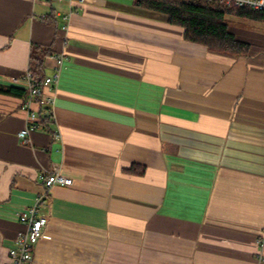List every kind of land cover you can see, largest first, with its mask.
Returning <instances> with one entry per match:
<instances>
[{"label":"crops","instance_id":"0c3cea01","mask_svg":"<svg viewBox=\"0 0 264 264\" xmlns=\"http://www.w3.org/2000/svg\"><path fill=\"white\" fill-rule=\"evenodd\" d=\"M68 12L0 0V82L28 71L33 42L51 46L48 74L65 55L54 123L28 143L24 99L0 94V264L56 167L74 184L45 197L33 264H264V22L234 16L250 43L234 54L133 0L75 3L64 28Z\"/></svg>","mask_w":264,"mask_h":264},{"label":"trees","instance_id":"16d2710c","mask_svg":"<svg viewBox=\"0 0 264 264\" xmlns=\"http://www.w3.org/2000/svg\"><path fill=\"white\" fill-rule=\"evenodd\" d=\"M141 8L152 9L167 14L170 23L184 27L186 40L205 45L211 50L247 54L250 43L239 40L231 32L227 16L264 22V11L236 8L217 3L214 0H133ZM42 20L57 24L54 8ZM52 54L51 46L31 43L28 73L37 86H42L47 73L45 59ZM0 94L25 99L28 90L18 83L0 82ZM44 106H41L43 110ZM40 110V111H41ZM44 127L49 129L54 123L48 117L42 118ZM131 171H136L132 166ZM143 171V170H142Z\"/></svg>","mask_w":264,"mask_h":264},{"label":"built area","instance_id":"2783aa9c","mask_svg":"<svg viewBox=\"0 0 264 264\" xmlns=\"http://www.w3.org/2000/svg\"><path fill=\"white\" fill-rule=\"evenodd\" d=\"M66 1L70 4V12L64 16V28H67L69 17L71 15V6L75 3H83L85 0H58ZM219 4L236 7V8H249L252 10L264 11V0H214ZM65 55H56V63L53 66V71L46 75L43 85L37 86L34 84L30 74L24 73L21 77H12L13 83L25 85L28 90V96L24 99L26 114V125L18 132V136L22 143L29 142V134L36 129L44 128L42 121L43 117H48L50 120L55 119L54 103L55 98L53 95V87L57 84L61 69L63 66ZM50 90V93L48 91ZM36 102L39 105L38 109L32 107ZM41 106L43 110H41ZM41 110V111H40ZM55 139L61 138V132L58 129L53 130ZM40 178L44 185V191L35 197V201L26 210L22 211L19 215V220L25 225V229L16 237L15 245L9 248L7 258L4 264H33L34 262V249L37 241L43 236L45 226L48 224V215L45 212V197L50 189L56 185H73L74 180L72 177L66 176L61 173L59 167L51 169L47 173H41Z\"/></svg>","mask_w":264,"mask_h":264},{"label":"rangeland","instance_id":"374dc122","mask_svg":"<svg viewBox=\"0 0 264 264\" xmlns=\"http://www.w3.org/2000/svg\"><path fill=\"white\" fill-rule=\"evenodd\" d=\"M53 2L56 4L58 2V0H52V3ZM234 19H236V18L233 15L227 16V22L228 23H231L232 24L234 22Z\"/></svg>","mask_w":264,"mask_h":264}]
</instances>
